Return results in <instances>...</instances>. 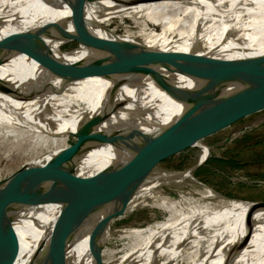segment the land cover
<instances>
[{
  "label": "bare ground",
  "instance_id": "1",
  "mask_svg": "<svg viewBox=\"0 0 264 264\" xmlns=\"http://www.w3.org/2000/svg\"><path fill=\"white\" fill-rule=\"evenodd\" d=\"M256 5L257 12L249 13ZM261 14H264V0H83V6L73 12L67 0H0V35H20L21 32H35L38 28L55 25L72 29V21L83 17L84 34L94 32L120 41L134 40L127 34H116L106 25V18L126 16L133 22L146 20L151 23L150 27L157 25L159 33H168L148 41L173 42L174 46L167 48L180 50L177 56L182 65L191 64L203 82L218 94L230 96L264 68V21L253 17ZM201 21L204 23L203 37L198 40ZM51 31V36L45 38L46 54L56 60L65 61L70 66L87 56L98 55L107 67L109 63L119 64L120 60L109 56L99 43L92 50L77 44V48L71 50L73 52L64 51L59 44L65 39ZM252 40L256 41L250 43ZM146 44L148 47L135 61L139 67L137 72L130 71L127 66L124 73L71 80L50 72L49 66H43L34 58L38 46L0 61V145L6 146L11 155L26 154L27 145L30 152L34 149L32 146L42 148L44 152L26 165L45 166L38 172L43 178L33 177L31 180L33 169H21L23 174L13 173L12 179L0 181V190L8 185L6 192H0V254L15 234L18 240L11 264L49 260L45 235L49 219L57 208L53 201L65 194L86 171L99 168L112 159V147L98 144L92 135H88L89 130L84 125L85 116L105 108L108 95L112 99H122L124 103L113 108L108 104L110 115L101 126L109 124L110 127L129 126L152 131L184 108V100L173 96L181 90L183 92L184 88H191L194 80L188 75L173 77L178 72L175 69L168 71L155 50L166 47ZM222 48L217 59L201 58ZM63 52L71 53L59 57ZM191 61L196 62L192 64ZM152 69L156 71L152 72ZM154 84H157L155 91L130 102L132 94L140 90L145 92ZM43 85L51 90L40 89ZM79 123L84 130L82 127L77 129L81 133L78 139L71 148L64 150L65 155L60 162L56 161L65 144L64 138ZM201 150L202 156H206L207 146H202ZM49 161L50 171L56 165L60 166L57 172L47 169ZM183 174L189 175L188 171L177 175ZM171 175H152L137 195L141 194L140 198L145 196L146 187ZM136 201L138 198L134 197L129 207ZM226 201L225 207L217 211L204 205L192 206L183 213L184 217H175L171 205L160 203L169 210L168 216L154 224L155 230L149 226L134 229L133 246L123 252L122 261L117 264H137L139 260L143 264H189L190 260H198L199 257V261L205 260L204 264H264V202ZM36 206H40L39 210L31 214ZM25 207L34 208L24 214ZM91 224L89 221L86 229ZM144 235L147 238L139 241L141 238L138 237ZM81 238L68 249L69 264L92 263L88 253L91 244L87 242L86 234ZM196 241L201 243L199 249H196ZM205 246L208 249L202 255ZM102 250L106 255L112 253L109 249Z\"/></svg>",
  "mask_w": 264,
  "mask_h": 264
},
{
  "label": "water",
  "instance_id": "2",
  "mask_svg": "<svg viewBox=\"0 0 264 264\" xmlns=\"http://www.w3.org/2000/svg\"><path fill=\"white\" fill-rule=\"evenodd\" d=\"M67 2L71 12L83 6V0ZM71 24L72 29L55 25L51 28H38L35 32H21L20 35H0V61H5L22 51L29 52L31 48L38 46V51H34L37 53L34 58L43 66H49L50 72L59 73L66 80L101 74L105 76L114 72L124 73L127 66L130 71L137 72L139 67L135 61L148 47L145 42L132 39L120 41L99 36L94 32L84 34L86 29L83 17L73 20ZM51 30L61 38L72 39L76 44L91 50L99 43L109 56L120 60L119 64L109 63L107 67L98 55L87 56L70 66L65 61L56 60L46 54L45 38L51 36ZM164 47L166 48H155L163 66L168 71L175 69L174 71L188 75L194 80L191 88H184L183 92L181 90L173 96L177 100H184V108L174 118L152 131L129 126L110 127L109 124L101 126L110 115L108 104L113 108L124 103L122 99H112L110 95L105 99V108L84 117L88 135H92L100 145H110L113 149L112 159L99 168L86 171L65 194L55 198L53 202L57 208L49 219L45 235L48 248L46 257L49 260L30 264H69L68 249L85 234L87 242L91 244L88 249L91 264H104L102 249L108 235L109 221L132 208L129 207L130 203L137 197L138 191L149 180L151 171L159 162L192 149L193 146L201 148L204 146L203 138L224 128H231L241 119L264 109V68L241 89L230 96H223L200 79L196 68L184 66L179 62L177 54L180 50L173 51L167 46ZM113 67L118 71L112 70ZM153 71L156 70L152 69ZM30 87L33 88V83ZM40 89L48 91L50 88L43 85ZM81 127L84 130L83 125ZM78 131L71 132L74 139L63 146L56 156V161L60 162V158L65 155L64 150L71 148L75 143L77 136L81 134ZM232 131L231 129L227 132L223 140L229 139ZM203 159L204 157L199 156L194 165L185 171L190 172L200 165ZM44 167L35 164L21 166L22 170L33 169L31 180H34L33 177L43 178L38 172ZM47 167L48 170L51 168L50 161ZM59 167L56 165L49 171L57 172ZM23 173L24 171H17L15 174ZM7 187L8 185L0 192H6ZM89 221H92V224L86 229ZM17 248L18 240L15 234L5 251L0 254V264H11Z\"/></svg>",
  "mask_w": 264,
  "mask_h": 264
},
{
  "label": "rangeland",
  "instance_id": "3",
  "mask_svg": "<svg viewBox=\"0 0 264 264\" xmlns=\"http://www.w3.org/2000/svg\"><path fill=\"white\" fill-rule=\"evenodd\" d=\"M256 8L257 5L253 6L249 13L251 11L257 12ZM257 14L260 15V13ZM253 17L264 21V14H261V16L253 15ZM106 20H108L106 25L112 28L116 34H127L134 40L148 42L154 46H174L171 41H148L150 38L158 35L167 36L168 33H159L158 27H156L157 25H153V27L151 25L150 27L151 23L146 20L133 22L126 16H111L107 17ZM142 22H145L144 25L141 24ZM144 26L146 27L144 28ZM203 26L204 23L202 24L201 21L197 35L198 40H201L203 37ZM170 37H175V35H170ZM255 41L252 40L250 43ZM77 46L72 39H67L59 44V48L64 51L74 50ZM224 48L218 51H211L202 55L201 58L212 57V59H217ZM71 52H63L59 57L69 55ZM195 62L191 61L192 64ZM188 66L191 67L192 65L190 64ZM176 76L183 78L187 75L178 72L173 77ZM156 85H151L145 92L140 90L137 94H132L130 102L138 101L144 94L155 91ZM234 125L231 128H224L202 139V143L207 146V153L203 159V162L207 161L205 165L207 168L200 170L201 172L198 175L193 174V170L197 167L191 169L188 172L189 175H177L192 167L199 156L203 158L201 148L195 146L192 149L183 151L180 154L159 162L154 167L150 177L159 173H170L172 175L168 179L162 180L151 187H146L145 192L147 194L141 196V198V194L137 195L138 201L135 202L131 209L109 221V231L104 248L109 249L112 253L108 252L107 255L105 253L103 254L104 264H117L118 261H122L124 253L133 246L132 231L134 229L145 226L153 227L154 224L162 222L168 216L169 210L160 203L171 205L172 211L176 214L175 217H184L183 213L192 206L194 208L204 205L211 208L212 211H217L220 208L223 209L226 205V200L230 199L264 201V109L241 119ZM81 126L82 124L79 123L70 129L64 138L65 144L70 143L74 139V135L71 132L76 131ZM231 129L233 131L230 133L229 139L223 140V137ZM214 142L218 144H213ZM6 148V146L3 147L0 145V181L13 176L11 174L20 171L22 169L21 166H25L27 162L29 163L34 157L44 152L42 148L37 149L33 146L32 148L34 149H31L30 152V146L27 145L26 154L13 153L14 155H11ZM214 156H219L222 161L211 160L209 163V158ZM38 160L41 161V159ZM174 175L176 176L174 177ZM33 208L28 209L25 207L24 214L29 213ZM39 208L40 206H36L31 214L35 213ZM151 229L155 230L156 228L153 227ZM144 237L146 236L138 237L141 238L138 240H145ZM189 240L193 242L192 238ZM74 243H78V240ZM195 243L191 244H195L197 246L196 249H199L201 243L199 242L198 244L197 241ZM195 246H193V249ZM207 249L206 246L203 247L202 255ZM199 260L200 257L198 260H190L189 264H204L205 260ZM137 264H143L142 260H139Z\"/></svg>",
  "mask_w": 264,
  "mask_h": 264
},
{
  "label": "trees",
  "instance_id": "4",
  "mask_svg": "<svg viewBox=\"0 0 264 264\" xmlns=\"http://www.w3.org/2000/svg\"><path fill=\"white\" fill-rule=\"evenodd\" d=\"M211 160H217V161H222V159L219 157V156H214V157H211L209 158V163L211 162ZM207 164V161L201 163L200 165L197 166L196 169L193 170V174L194 175H198L201 171L200 170H205L207 167L205 166ZM208 166V165H207Z\"/></svg>",
  "mask_w": 264,
  "mask_h": 264
}]
</instances>
